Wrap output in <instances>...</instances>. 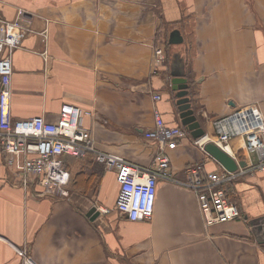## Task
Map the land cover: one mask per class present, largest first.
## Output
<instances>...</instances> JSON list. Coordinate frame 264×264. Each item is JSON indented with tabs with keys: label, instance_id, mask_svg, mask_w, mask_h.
Wrapping results in <instances>:
<instances>
[{
	"label": "crops",
	"instance_id": "0c3cea01",
	"mask_svg": "<svg viewBox=\"0 0 264 264\" xmlns=\"http://www.w3.org/2000/svg\"><path fill=\"white\" fill-rule=\"evenodd\" d=\"M16 18L27 30L10 54L14 120L55 122L62 104L77 106L96 150L151 167L157 145L144 133L154 110L181 125L170 65L183 58L191 108L206 133L249 106L264 121V0H0V20ZM174 30L182 44L168 43ZM158 48L166 61L152 72ZM243 148L240 137L230 140V156L245 161L239 168L250 164ZM167 154L177 181L198 164L223 170L190 135ZM65 164L68 196H39L36 183L17 185L0 153V264H21L17 249L36 264H264V244L248 224L264 216V170L249 166L224 186L241 217L207 230L194 193L173 181L158 179L151 218L132 222L115 209L113 170L99 163V176L86 161Z\"/></svg>",
	"mask_w": 264,
	"mask_h": 264
},
{
	"label": "built area",
	"instance_id": "2783aa9c",
	"mask_svg": "<svg viewBox=\"0 0 264 264\" xmlns=\"http://www.w3.org/2000/svg\"><path fill=\"white\" fill-rule=\"evenodd\" d=\"M26 30L20 18L0 20V50H7L0 58V153L18 186L27 190L33 182L42 189L37 194L39 196L66 198L70 173L64 165L65 158L78 159L91 153L98 163L114 171L119 186L115 209L129 221H148L151 218L158 179L173 181L194 193L207 230L241 217L224 185L242 176L249 166L264 170V121L257 106L236 109L214 120L211 135L192 140L201 149L212 141L229 152L230 140L240 137L250 163L247 168L234 172L224 169L206 172L203 165L198 164L187 168L185 179L177 181L171 177L167 151L175 149L188 132L180 125H168L156 109L153 127L144 133L145 138L157 145L152 165L148 168L129 162L120 155L96 150L90 131L80 124L82 110L77 106L62 104L55 122H48L42 116L14 120L10 112L13 73L10 54L20 45ZM165 61L164 50L155 49L152 72L163 66ZM153 99L160 100L161 96L154 94ZM17 253L21 264H36L24 250L17 249Z\"/></svg>",
	"mask_w": 264,
	"mask_h": 264
},
{
	"label": "water",
	"instance_id": "95a60500",
	"mask_svg": "<svg viewBox=\"0 0 264 264\" xmlns=\"http://www.w3.org/2000/svg\"><path fill=\"white\" fill-rule=\"evenodd\" d=\"M168 43L172 45H179L183 43V37L178 30L170 33ZM176 61V60H175ZM185 73V65L183 58L170 65V74L172 79L170 81L171 89L174 91L176 98V106L181 125L189 132L193 139H198L204 136L205 130L202 128L197 119L194 110L191 108L190 98L188 96V84L186 78L183 77ZM204 151L216 160L226 171L233 172L238 167H243L245 161H236L233 157L220 149L213 142H208L204 145ZM98 215L95 207H91L86 216L91 220ZM248 224L252 228L254 237L257 243L264 244V216L258 219L248 220Z\"/></svg>",
	"mask_w": 264,
	"mask_h": 264
},
{
	"label": "trees",
	"instance_id": "16d2710c",
	"mask_svg": "<svg viewBox=\"0 0 264 264\" xmlns=\"http://www.w3.org/2000/svg\"><path fill=\"white\" fill-rule=\"evenodd\" d=\"M75 161H77V160H83L84 162L86 161L87 163H89L90 165H91V167H92V171H91V173L92 172H94L95 174H93V175H98L99 174V176H101L102 175V173H103V169H102V165H99V163L98 162H96L95 161V158H94V155H92L91 153H88L85 157H83V158H78V159H74ZM65 167L68 169V167H67V164H65ZM69 170V169H68ZM69 172H70V170H69ZM70 175H71V172H70ZM70 182H72V181H70ZM71 184V183H70ZM69 186V185H68ZM94 186H96V185H94ZM225 186V185H224ZM224 189H225V187H224ZM118 190H119V186H118ZM225 191H226V189H225ZM117 193H118V191H117ZM226 193H227V191H226ZM228 197H229V195H228ZM127 220V219H126Z\"/></svg>",
	"mask_w": 264,
	"mask_h": 264
},
{
	"label": "rangeland",
	"instance_id": "374dc122",
	"mask_svg": "<svg viewBox=\"0 0 264 264\" xmlns=\"http://www.w3.org/2000/svg\"><path fill=\"white\" fill-rule=\"evenodd\" d=\"M21 250H24V249H21ZM27 254H28V251L24 250ZM21 261V260H20Z\"/></svg>",
	"mask_w": 264,
	"mask_h": 264
}]
</instances>
